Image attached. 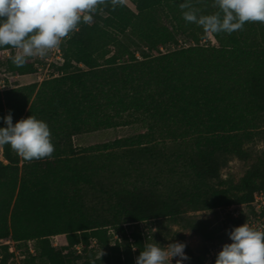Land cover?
Segmentation results:
<instances>
[{
  "label": "trees",
  "instance_id": "1",
  "mask_svg": "<svg viewBox=\"0 0 264 264\" xmlns=\"http://www.w3.org/2000/svg\"><path fill=\"white\" fill-rule=\"evenodd\" d=\"M132 2L136 9L120 0L98 5L92 22L80 23L65 38L57 76L7 96L0 91V116L11 111L14 123L29 115L46 121L55 146L50 158L30 162L3 146L0 239L20 242L26 253L22 264H135L147 241L139 223L183 219L212 239L208 222L185 214L238 204L254 211L255 193L264 192V158L238 181L221 176L229 156L243 154L250 129L264 123V23L213 33L219 45L176 46L180 32L206 33L184 20L189 9L181 5L189 2L198 15H208L218 11L214 0ZM6 48L12 47L0 50ZM6 64L23 75L36 71L29 59L20 68L10 58ZM126 112L142 115L148 130L105 145L121 147L122 154L109 152L107 160L74 147V135L117 125ZM158 137L186 148L173 159L175 152L159 146ZM126 158L135 166L167 164L171 172L182 160L190 180L167 188L113 185L102 207L90 205V188L111 170V161ZM230 218L238 225L243 214ZM29 240L35 241L36 255ZM3 248L6 262L11 254L8 245Z\"/></svg>",
  "mask_w": 264,
  "mask_h": 264
},
{
  "label": "clouds",
  "instance_id": "2",
  "mask_svg": "<svg viewBox=\"0 0 264 264\" xmlns=\"http://www.w3.org/2000/svg\"><path fill=\"white\" fill-rule=\"evenodd\" d=\"M114 3L117 0H113ZM122 2V0H120ZM104 0H0V48L18 50L12 63L23 67L28 58L45 57L80 23H91L97 6ZM218 11L198 15L190 3L181 5L183 18L206 32L228 33L242 30L247 22L264 23V0H214ZM0 146L9 145L25 161L50 158L55 150L46 121L29 115L15 123L11 111L0 116ZM225 242L214 264H264V229L247 222L227 231ZM186 244L172 241L163 245L155 239L143 243L135 264H185L189 260ZM133 247V251H135ZM104 255L102 249L98 259Z\"/></svg>",
  "mask_w": 264,
  "mask_h": 264
},
{
  "label": "rangeland",
  "instance_id": "3",
  "mask_svg": "<svg viewBox=\"0 0 264 264\" xmlns=\"http://www.w3.org/2000/svg\"><path fill=\"white\" fill-rule=\"evenodd\" d=\"M122 1L133 9H136L132 0ZM65 42L66 39L62 41L61 47H63ZM178 43L179 44L176 46H190L196 45L197 43L201 45H219L218 40L212 32H198L196 37L188 33L180 32L178 33ZM5 50V52L1 51L0 55V91L4 96H7L8 92L20 86L32 83H37L40 86L45 80L57 76L60 73L59 67L61 61L57 58L55 49L50 50L43 58H28L31 62L35 63L36 71L25 75L10 70L6 64V61L11 56L15 55L18 50L13 48H6ZM163 50L165 51L166 49ZM116 120L118 122L117 125L101 127L74 135L72 138L74 147L82 154L98 152L103 158L108 160L109 152L122 154L123 149L121 147L105 148L106 144L112 143L117 139L138 135L148 130V126L143 122L142 115H129V113L126 112L122 117H118ZM250 130V137L245 138L242 144L244 149L243 154L229 156L226 164L222 166L221 176L223 178L232 177L238 181L254 164L264 158V123H260L258 127ZM158 143L159 146L167 148L171 153L175 152L172 153L173 159L176 157L175 155H177L178 151H183V149L186 148L184 144H176L170 139L163 141V139L159 138ZM92 147L94 148L92 149ZM179 148L181 150H178ZM0 159L6 162L3 155V146H0ZM119 161H111V170L105 173L102 179L99 180V183L90 188L88 192V201L90 205L102 207L107 198H109V192L113 185L144 183L154 187L167 188L175 187V185L180 186L182 183L186 184L190 180V174L185 168L182 160L179 162L175 161L176 169L174 172H171L167 164L163 163L152 162L135 166L129 163V159L127 158L123 161ZM122 163H124V165ZM120 165L123 166L121 167ZM244 209L243 219L250 213V209ZM185 216L208 222L214 230L215 236L212 239H206L202 235L186 227L183 219L171 217H161L143 221L139 223V228L143 231L147 240L153 238L163 245H167L172 241L184 242L186 244L185 251L189 256V260L186 261L185 264H205L208 259V250L213 246V243L222 246L225 242H230L227 231L237 226L235 221L229 217L230 215L226 213V210L222 207L193 210L187 212ZM243 219L242 221L245 222ZM126 228L127 230L131 229L128 225ZM110 231L114 233L115 229L111 228ZM53 240L54 242H58L57 237H54ZM30 241H32L33 244L35 243L34 240ZM175 260L176 258L173 259V264H175ZM214 261L212 264H214Z\"/></svg>",
  "mask_w": 264,
  "mask_h": 264
},
{
  "label": "built area",
  "instance_id": "4",
  "mask_svg": "<svg viewBox=\"0 0 264 264\" xmlns=\"http://www.w3.org/2000/svg\"><path fill=\"white\" fill-rule=\"evenodd\" d=\"M55 50H56L55 54L57 58L61 61V63H63L64 57H63L61 44L59 47L55 48ZM1 51L5 52L6 50L5 49L0 50V55H1ZM252 206L254 211L250 210L249 215L245 217L243 220H245V222L249 223L253 227L264 229V192L255 193V199L252 202ZM243 208H244L243 205L240 204L224 207L226 213H228L230 217L236 220L239 219L243 214ZM243 223L244 222L241 221L238 225ZM57 243H58L57 241L54 242L55 245H57ZM19 244H20L19 241H16L11 237L0 239V264H22L23 259H25L26 257V253L24 252V247H20ZM5 245H8V252L11 254L6 262H4L6 251L3 248V246ZM27 245L29 251L32 254L36 255L35 243L33 244V242L29 240L27 242ZM221 247L222 246L218 245L217 243H213V246L208 250L207 253L208 259L205 264L213 263L214 259L216 258V254L221 249ZM76 248L79 252H81V245H77Z\"/></svg>",
  "mask_w": 264,
  "mask_h": 264
}]
</instances>
